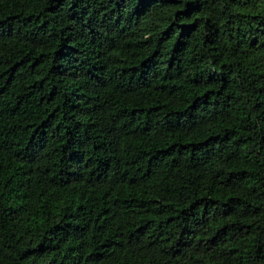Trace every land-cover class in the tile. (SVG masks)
<instances>
[{"label":"trees","instance_id":"obj_1","mask_svg":"<svg viewBox=\"0 0 264 264\" xmlns=\"http://www.w3.org/2000/svg\"><path fill=\"white\" fill-rule=\"evenodd\" d=\"M0 264H264V0H0Z\"/></svg>","mask_w":264,"mask_h":264}]
</instances>
